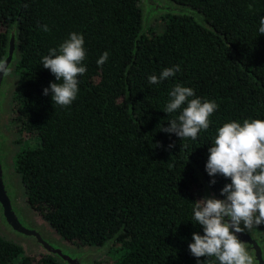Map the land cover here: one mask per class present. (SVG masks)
Masks as SVG:
<instances>
[{
    "label": "trees",
    "instance_id": "1",
    "mask_svg": "<svg viewBox=\"0 0 264 264\" xmlns=\"http://www.w3.org/2000/svg\"><path fill=\"white\" fill-rule=\"evenodd\" d=\"M166 1L197 11L205 25L164 14L147 26L142 0H0V59L15 22L21 50L10 118L25 202L76 246H102L122 231L96 264H198L188 245L203 231L191 203L204 196L193 164L224 199L230 179L205 171L217 129L264 120V0ZM72 32L84 37L87 71L77 77L76 100L60 107L43 94L56 80L41 59ZM175 65L173 77L148 82ZM176 84L218 106L195 140L160 131L179 114L164 112ZM258 231L264 237V225ZM0 264L58 262L0 236Z\"/></svg>",
    "mask_w": 264,
    "mask_h": 264
},
{
    "label": "clouds",
    "instance_id": "2",
    "mask_svg": "<svg viewBox=\"0 0 264 264\" xmlns=\"http://www.w3.org/2000/svg\"><path fill=\"white\" fill-rule=\"evenodd\" d=\"M42 30L49 29L44 25ZM258 32L264 34V18L259 19ZM84 43L83 35L69 33L58 48L49 49L41 59L43 67L50 70L56 80L43 90V94L48 95L50 91L52 102L60 107L70 106L77 98V77L87 71L82 63L86 57ZM108 57L109 53L104 52L97 66L105 64ZM0 71H8L3 61H0ZM179 71L180 66L175 65L147 79L150 84L158 85ZM217 107L214 101L195 97L192 88L176 84L168 93L164 112L174 114L179 110V114L160 131L175 134L180 139L195 140L202 130L209 128V117ZM205 171L209 177L219 174L231 183L220 191L224 199L206 197L191 203L194 205L192 219L203 231V235L192 234V243L188 245L191 255L197 258L198 264L201 257L214 258L218 264H255L245 242L236 234L264 225V120L250 118L242 123L226 122L219 127L208 149ZM215 183V180L210 181L212 185Z\"/></svg>",
    "mask_w": 264,
    "mask_h": 264
},
{
    "label": "water",
    "instance_id": "3",
    "mask_svg": "<svg viewBox=\"0 0 264 264\" xmlns=\"http://www.w3.org/2000/svg\"><path fill=\"white\" fill-rule=\"evenodd\" d=\"M144 4H151L144 12L143 19L147 26L149 18L158 14L187 15L201 25L206 23L201 14L188 7L176 6L161 0H147ZM20 57L18 27L15 22L7 33L5 54L0 59L8 69L7 73L0 71V236L22 247L25 255L31 253L47 255L55 259L58 264H96L107 254L109 246L117 240L122 231L102 246H76L57 235L49 223L25 202V188L13 165L14 156L18 151L14 142L18 137L5 131V124L11 115L12 96L18 84L14 71ZM193 165L202 183L204 198L222 199L212 191L197 165ZM236 235L245 242L255 264H264L262 233L245 230Z\"/></svg>",
    "mask_w": 264,
    "mask_h": 264
},
{
    "label": "rangeland",
    "instance_id": "4",
    "mask_svg": "<svg viewBox=\"0 0 264 264\" xmlns=\"http://www.w3.org/2000/svg\"><path fill=\"white\" fill-rule=\"evenodd\" d=\"M161 1H166V0H161ZM167 2H169V1H167ZM142 3H143V6H144V11L148 8V5H145L144 3V0H142ZM169 3H171V2H169ZM172 4V3H171ZM177 6V5H176ZM145 7H147L146 9H145ZM155 16V15H154ZM160 16H162L161 14H159L158 16H156V17H154V18H150L149 19V22H148V25H154V24H158V22L160 21ZM11 116V115H10ZM5 131L6 132H9V133H12V134H15V135H17L16 134V132H15V128H14V126L11 124V118H9L8 119V121L6 122V124H5ZM17 137H18V135H17ZM16 145H17V147L19 148V146H18V144H17V140H16V142H14ZM18 150V149H17ZM252 231H258V226H257V228L256 229H254V230H252ZM103 258V257H102Z\"/></svg>",
    "mask_w": 264,
    "mask_h": 264
},
{
    "label": "flooded vegetation",
    "instance_id": "5",
    "mask_svg": "<svg viewBox=\"0 0 264 264\" xmlns=\"http://www.w3.org/2000/svg\"><path fill=\"white\" fill-rule=\"evenodd\" d=\"M145 1H147V0H144V2H145ZM150 3H151V2H150ZM150 6H151V4H148V8H149ZM146 8H147V7H145V9H146ZM158 15H159V14H158ZM158 15H155V16L153 15L152 18H154V17H156V16H158Z\"/></svg>",
    "mask_w": 264,
    "mask_h": 264
},
{
    "label": "bare ground",
    "instance_id": "6",
    "mask_svg": "<svg viewBox=\"0 0 264 264\" xmlns=\"http://www.w3.org/2000/svg\"><path fill=\"white\" fill-rule=\"evenodd\" d=\"M145 12V11H144ZM150 19V18H149ZM148 22H149V20H148Z\"/></svg>",
    "mask_w": 264,
    "mask_h": 264
}]
</instances>
